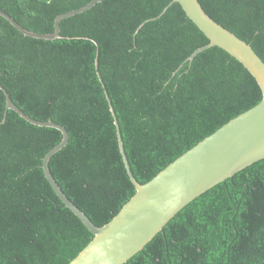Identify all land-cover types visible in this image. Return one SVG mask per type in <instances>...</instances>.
<instances>
[{"label": "trees", "instance_id": "16d2710c", "mask_svg": "<svg viewBox=\"0 0 264 264\" xmlns=\"http://www.w3.org/2000/svg\"><path fill=\"white\" fill-rule=\"evenodd\" d=\"M91 0H0L22 27ZM172 0H101L59 22L60 37L24 35L0 15V85L27 115L52 120L67 143L48 161L63 193L97 226L206 136L262 98L237 59ZM264 62V0H198ZM109 100V101H108ZM4 118V121H2ZM60 130L5 108L0 89V264H67L93 235L47 181L42 160ZM123 264H264V158L182 207Z\"/></svg>", "mask_w": 264, "mask_h": 264}, {"label": "water", "instance_id": "95a60500", "mask_svg": "<svg viewBox=\"0 0 264 264\" xmlns=\"http://www.w3.org/2000/svg\"><path fill=\"white\" fill-rule=\"evenodd\" d=\"M101 0H91L86 5L61 13L55 17L52 33H38L19 25L13 17L0 10L24 35L54 39L60 37L59 22L62 18L83 12ZM177 2L188 18L205 34L209 42L193 51L188 60L198 52L218 46L237 59L251 73L262 93L261 100L253 107L206 136L168 164L146 183H139L130 170L123 149V141L113 108L110 111L116 128L119 150L127 174L135 187V193L113 218L102 226L95 225L63 193L53 178L48 161L68 140L66 129L52 120L39 121L25 114L0 85L5 96V108L18 113L26 121L57 128L61 141L43 157V173L57 196L92 233L91 241L67 264H123L141 250L153 236L182 207L192 199L233 176L237 171L264 158V62L253 48L241 38L215 22L202 8L198 0H172ZM109 101V100H108ZM4 121V118L3 120Z\"/></svg>", "mask_w": 264, "mask_h": 264}]
</instances>
